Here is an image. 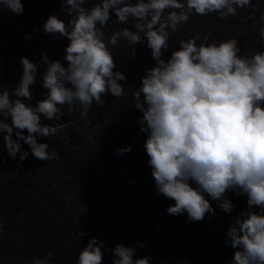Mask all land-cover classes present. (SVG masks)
I'll list each match as a JSON object with an SVG mask.
<instances>
[{
    "label": "clouds",
    "instance_id": "1",
    "mask_svg": "<svg viewBox=\"0 0 264 264\" xmlns=\"http://www.w3.org/2000/svg\"><path fill=\"white\" fill-rule=\"evenodd\" d=\"M67 23L50 15L45 33L59 34L69 41L64 61L42 54L46 65L42 86L44 98L33 106L32 85L40 64L22 56L19 82L9 90L0 86V136L8 156L24 161L29 151L39 160L58 159L49 150V137L56 129L43 120H58L61 106L68 111L78 105L85 111L95 102L103 105V94L120 97L126 79L117 69L114 49L121 42L127 54L136 55L138 44L151 50L155 66L146 69L133 95L146 133L144 149L157 194L173 200L167 212L187 213L189 222L202 220L216 209L232 213L236 205L226 194L246 196L248 207L231 217L226 245L234 250L231 264H264V50L242 51L236 38L203 41L193 36L179 41L170 56V37L189 21L190 14H218L225 19L251 0H62ZM0 7L22 14V0H0ZM123 27L106 37L112 16ZM258 34L264 41V13ZM15 137V138H14ZM131 146L119 149L130 152ZM211 201H215L213 207ZM3 223L0 222V231ZM77 235L83 236V230ZM140 247H144L143 244ZM105 241L91 238L78 253L76 264H102ZM136 246L117 243L111 264H151L136 255ZM54 253L37 257L32 264H52Z\"/></svg>",
    "mask_w": 264,
    "mask_h": 264
},
{
    "label": "rangeland",
    "instance_id": "2",
    "mask_svg": "<svg viewBox=\"0 0 264 264\" xmlns=\"http://www.w3.org/2000/svg\"><path fill=\"white\" fill-rule=\"evenodd\" d=\"M90 1L97 2L87 0V5ZM22 2L24 11L22 14H16V17L27 22L29 34L26 41L29 45L21 44L22 53L40 64L39 71L42 73L46 69V65L40 63L44 53H47L50 59H59L66 64L64 49L69 41L59 34L45 33L43 28L47 18L53 14L67 23L69 17L66 15L62 0ZM256 4L257 0H251L250 5L238 9L237 15L230 16L232 23L238 26L250 23ZM10 13L11 10L0 7L2 47H5L6 14ZM189 26L191 29L181 30L179 34L174 33L170 37V50L165 54V58L170 56L171 50L178 46L180 40L197 35L200 37L198 43L227 38L238 40L236 34L230 30L219 36L217 32L198 30L191 22ZM14 46L18 48V44L14 43ZM4 58L5 61H12L19 67L20 62L10 53L5 51ZM153 66L155 64L145 63L131 69L123 81L125 87L123 95L105 104L104 112L116 116V129L119 134L117 138L121 141L126 140L131 146L130 152L120 154L119 149L115 147V151L110 150L108 154H102L98 161L89 159L84 170L78 168L79 165L74 162L79 155L76 149L80 148L81 144L93 145L90 143L92 137L87 136V131L83 128L89 115L97 112L95 102L84 112L80 120L73 123L62 124L56 120L46 121L42 118V123L55 128L56 132L49 137L41 138V142H48L49 150L54 149L58 159L46 161L36 159L31 154L29 146L23 142L21 147L29 151V155L22 162L19 161V154L16 159L10 157L8 160V154L4 156L6 151H0V166L14 167L20 174L25 172L28 178L25 181L31 183V189L37 192L38 198L61 214L62 219L57 224L56 232L57 249L54 247L52 249L53 264L58 258H61L62 262H67L71 255L72 259L76 257L78 251L73 244L75 239L83 241L92 237L106 240L112 245L123 243L125 246H136V255L149 257L151 264H223L221 251L225 244L226 231L231 224L230 218L234 216L236 207L232 213H225L217 208L214 215L206 213L202 220L189 222L186 212L179 215L169 214L167 208L174 201L156 192L151 167L147 162L149 158L143 147L146 133L140 130L139 121L143 114L135 108L133 100L146 69ZM2 142L3 137L0 136V146ZM132 147L139 151L135 152ZM43 169H52L53 173L55 172L60 181V191L53 190L42 180ZM22 182L23 180L17 183ZM11 196L14 199L9 198L5 191L0 192V208H5L12 216H15L14 209L17 206L21 207L20 211L26 212L29 201L27 196L19 198ZM243 198L244 196L239 195L238 199L234 198L232 201L237 206L238 200ZM211 203L215 207L216 202ZM79 230H83L85 235L79 237L76 234ZM23 238L29 240L28 237ZM141 244L144 247H140ZM42 250L43 248L34 250L35 253H40L37 257L46 255ZM15 256L18 260V253ZM20 259L18 261L28 264L33 262L28 254ZM111 261L108 264H111Z\"/></svg>",
    "mask_w": 264,
    "mask_h": 264
},
{
    "label": "flooded vegetation",
    "instance_id": "3",
    "mask_svg": "<svg viewBox=\"0 0 264 264\" xmlns=\"http://www.w3.org/2000/svg\"><path fill=\"white\" fill-rule=\"evenodd\" d=\"M93 4V1H90L87 6L91 7ZM190 22L196 29H201L190 16L189 21L181 26L180 31L186 30L187 28L191 29V27L189 26ZM117 28H120V25L116 23V25L113 26L112 29L105 31L106 37L110 36L111 32ZM201 30L217 32L219 36H222V33H227V30L224 28H221L219 30ZM177 33L179 34V32ZM127 50L128 46L125 42H120L114 49V59L117 63V69L123 72L126 77L128 76V72L131 71V69L133 70L140 64L156 63L151 55V50L146 46V44H138L136 46L135 56L127 54ZM165 54L163 58H165ZM120 83L124 85L123 81H121ZM102 99L104 101L103 105L97 104V112H93L92 114L99 115V124L108 126L112 122V119H115V124H117L116 116L114 117V115L106 114L104 112L106 102H112L113 100H115V97L110 93H105L103 94ZM101 130L104 131V134L102 135L103 131H101L102 136L99 139L93 138L95 145H89L84 148V145L81 144L80 148L76 149V152H79V155H77L74 162L79 165L78 168L81 167L84 170V167L89 159L98 161L100 160L102 154H108L110 150L115 151L116 149L126 148L129 146L126 140L121 141L117 138L119 135L116 132L117 129H115V131H110L109 127H103L101 128ZM132 148L133 150H135V152L139 151L134 147ZM5 155H7V153H4V156ZM7 159L10 160V157H7ZM4 167H6V165H4L3 168L2 165L0 166V192L5 191L9 198L12 197L11 195H13L15 198L27 196L29 201L27 202L28 204L26 212L20 211L21 207L17 206L19 204L16 205L17 207L16 209H14L15 216L10 215L9 211H6L5 208H0V222L3 223V230L0 231V253H3L5 256H8L9 252L11 251L14 252V255L18 253V260H21L20 257L25 258L26 254H28L30 258L34 260L35 258H37V255L40 254L39 252L35 253V249L43 248L42 252L47 253L49 249L52 250L53 247L56 248L57 224L62 219V217L59 212L55 211L51 206L47 205V203L42 201L41 198H38L37 192L31 189V183L25 181L26 179L28 180L25 172H21L20 176L23 182L18 184L14 180L7 179V176L10 173H15L16 171L18 174V169H15L14 167H8L9 169H6V171L4 172ZM43 172L44 174L42 176V180L50 185L53 190L60 191V181L55 172L53 173L52 169H43ZM27 229L29 230L25 231ZM24 236L28 237L29 240L24 239ZM90 239L91 238H86L83 241L75 239L73 241V244L78 251L76 257L72 259L73 255H71V257L68 258L67 262H62L61 258H58L56 263L76 264L79 251L82 247L87 245ZM103 241H105V248L102 249L104 251L102 262L108 264L110 260L113 259L111 249H113L115 245L109 244L106 240ZM64 250H66V248ZM3 262L7 264L6 258L5 260H3ZM52 262H54L53 259Z\"/></svg>",
    "mask_w": 264,
    "mask_h": 264
},
{
    "label": "trees",
    "instance_id": "4",
    "mask_svg": "<svg viewBox=\"0 0 264 264\" xmlns=\"http://www.w3.org/2000/svg\"><path fill=\"white\" fill-rule=\"evenodd\" d=\"M261 13H264V0H257L256 9L253 13L251 22L240 26L233 24L230 17L221 19L216 13H212L207 16H199L195 13H191L190 16L201 29L219 30L221 28H224L226 30L234 32L238 38L242 51L251 52L254 50H264V41L260 39L258 34V24ZM5 23V47H2L0 44V86L7 87L9 88V90H11V88H13L19 82L22 75L23 67L21 63L19 64V67H17L18 65L13 64L12 61H5V51L10 53L12 57L16 58L17 61L20 62V58L22 56H25L21 51V44L24 45V43H26L27 45H29L28 42H26L29 38V34L27 32V22L24 21L23 18L16 17V14H14L13 12L8 15L6 14ZM109 24L111 27L106 28L105 31L112 29L113 26L116 25L114 16H112L111 20L109 21ZM14 43L18 44V48H15ZM42 74L43 73L41 71H38L36 83L31 86L33 96L32 100L29 101V103H31L33 106L36 105L37 101L43 99L44 94L47 92V89L43 88L42 86ZM61 110L64 114L60 119L56 120V122L62 124H69L80 120L85 112V110L78 105H74L73 111L71 112L68 111L67 105L61 106ZM98 119L99 115L90 114L87 124L83 128L85 131H87V136L92 137V140L90 142L91 144H94L93 138L99 139L104 134V131L101 130V128L109 127L110 131H115V129L117 128V125L115 124V119H112V122L108 126L99 124ZM101 131H103L102 135ZM87 146L89 145H84V148ZM0 149H2V146H0ZM6 169L9 168L4 167V172L6 171ZM19 177L17 172L15 171V173H10L7 176V179L18 182L22 180L21 177ZM226 194L231 199L239 198V194L231 191L227 192ZM246 199V196H244L242 200H238L234 216L248 207ZM233 254L234 250L232 249V247L230 245H226L225 243L221 251V259L223 261V264H231ZM5 258L7 264H28L26 262L18 261L16 256L14 255V252L12 251L9 252L8 256H5L3 253H0V264H5L3 262Z\"/></svg>",
    "mask_w": 264,
    "mask_h": 264
}]
</instances>
